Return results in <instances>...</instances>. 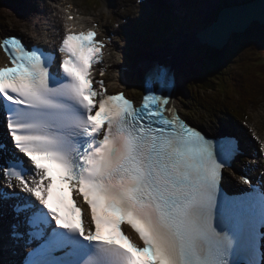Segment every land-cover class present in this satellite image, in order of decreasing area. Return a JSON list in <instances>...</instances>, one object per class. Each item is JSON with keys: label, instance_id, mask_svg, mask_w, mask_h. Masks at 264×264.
Here are the masks:
<instances>
[{"label": "snow or ice", "instance_id": "1", "mask_svg": "<svg viewBox=\"0 0 264 264\" xmlns=\"http://www.w3.org/2000/svg\"><path fill=\"white\" fill-rule=\"evenodd\" d=\"M214 7L217 31H264V0ZM104 46L91 30L66 32L55 51L0 39L10 61L0 67V220L11 217L0 264H264V163L256 181L241 177L242 196L225 195V170L245 155L240 139L191 126L166 107L170 94L147 85L139 107L103 81L96 90ZM154 76L172 83L163 67Z\"/></svg>", "mask_w": 264, "mask_h": 264}, {"label": "rangeland", "instance_id": "2", "mask_svg": "<svg viewBox=\"0 0 264 264\" xmlns=\"http://www.w3.org/2000/svg\"><path fill=\"white\" fill-rule=\"evenodd\" d=\"M34 1V0H33ZM78 4L80 5H86L87 1L86 0H76ZM124 1V0H122ZM130 1V0H129ZM128 1V2H129ZM101 4H102V9L106 12L107 16L109 14L110 8L108 6L107 0H100ZM4 2L0 5V9H4ZM127 7V5L125 6ZM123 7V9L125 8ZM129 8H131V6H129ZM88 10H92L91 7H88ZM4 12L0 10V21L2 22L3 20H7V16H5L3 14ZM184 34H182L181 37H190L188 36V34L191 33V31H183ZM239 33L235 36V39H238V42H246L247 46H242V45H236V43H234V47L236 48V50L239 51V54L234 57V64L235 65H240V67L242 68L243 65L246 62V57L243 54L246 55H251L254 51H255V46H256V42L253 44L251 41V38L253 37L252 35H250V37L248 36V33ZM194 35V34H191ZM179 36V34H176L174 36H170L168 35L167 39H164L162 41H160L158 44H153L150 45L148 47V49L146 50L145 53H150V51L152 49H155L156 47H161V46H165L167 44H169L172 40H174L175 38ZM234 36L232 41L234 40ZM193 37H190L189 41L191 43L190 48V55L189 58L187 59V61H190V64L193 63L195 66L198 67V69H204L206 67H210L212 65L210 57H207V52L205 53V51L201 48L202 45L193 42ZM257 37H254L253 39H256ZM188 41V42H189ZM209 50V49H208ZM144 53V54H145ZM241 57V58H240ZM142 60V58L136 63L138 64L140 61ZM188 67L186 68V70L180 74L181 77V81L184 82L185 81V85H186V89H191L194 88L195 89V94L197 96H199V100H192L190 97H188V94H186V89H185V85H184V89L182 91V105L180 106L181 111L184 113V115L187 118H193L196 122H199L200 124L205 123L208 124L211 122V118L213 116H216L218 113H214V112H210L208 111L205 106L203 107L204 104H207L206 101H204L203 98H200V88L199 86H195L193 83L190 84V82H192V79L190 77V75L187 73ZM183 87V84L182 86ZM254 91H256L257 93H259L260 97L258 98V102H261V108L258 110V112H264V80L261 79L259 82H256L254 85H252ZM134 90H138L137 87H134ZM219 92L216 91H211L208 93H205V95L203 94V96H206V100L211 101L213 98H218ZM220 95H222L220 93ZM198 98V97H197ZM250 102H247V104H249ZM184 105V106H183ZM259 105V104H258ZM254 106V105H253ZM246 107L244 108L245 111ZM255 115V111L253 110L252 107H249L247 110V120H252L253 117ZM192 121V120H191ZM194 122V121H193ZM203 125V124H202Z\"/></svg>", "mask_w": 264, "mask_h": 264}, {"label": "bare ground", "instance_id": "3", "mask_svg": "<svg viewBox=\"0 0 264 264\" xmlns=\"http://www.w3.org/2000/svg\"><path fill=\"white\" fill-rule=\"evenodd\" d=\"M28 9H31L33 11L37 10L35 6L29 3L28 0H23V3H20L18 1L8 3L4 6V9L0 10L9 17L10 22H13V24L15 25H22L28 24V21L31 20V15L28 14ZM130 11L131 9L128 10V12ZM115 13H117V15H122L124 12L116 11ZM1 32L2 34H8V29H6L5 27H1L0 33ZM2 34L0 35V37L2 36ZM169 35L174 36L176 34L170 32ZM189 39L190 37H177L174 39V41L171 42V44L165 45L163 48H155L150 52V54L142 57V60L138 64L128 66L126 68L125 75L129 78V80L132 76L144 77L147 72L145 71V68L151 67L158 61L166 63L168 65H174V68L178 71V73L182 72L187 66V59L189 58L191 51L190 43H188ZM130 84L131 83H129V87L131 86ZM131 94L133 95L136 93L131 91ZM181 95L182 87L180 86L179 96L175 101V104L178 107H180L183 103ZM135 98H141V96ZM189 119L194 121L192 122L193 124L204 128L206 127L210 132H215L219 129V126L216 124H204L203 126L199 122H196L193 118ZM251 128L254 131L253 141L261 142V140L264 138V134L262 132V129L264 128V114L262 112H259L256 115V117L254 118V122L251 123ZM257 165L258 161H256L254 168H256ZM0 223H3V221H0Z\"/></svg>", "mask_w": 264, "mask_h": 264}, {"label": "trees", "instance_id": "4", "mask_svg": "<svg viewBox=\"0 0 264 264\" xmlns=\"http://www.w3.org/2000/svg\"><path fill=\"white\" fill-rule=\"evenodd\" d=\"M208 56L214 61H221L222 57L230 56V60L227 59L224 64L221 65V68L224 69L227 67L235 66L234 63H232V55H229L227 52L223 51H217V52H210L208 53ZM234 57V56H233ZM238 57V56H237ZM244 72L240 69V76L228 74L223 79V83L228 87V84H230L231 81H234L236 85H240L242 82L246 81L247 78H257L258 80L263 79L264 80V38L262 41L259 42V44H256L255 51L253 52L252 56L249 60H246L245 64L243 65ZM220 69V68H219ZM202 71L200 69H196V66L191 69V75L193 77V81L196 85L199 87L203 86L207 90L208 89H216V84L214 82H210V79L212 78L213 69ZM221 70V69H220ZM227 82V84H226ZM244 96L252 97V94H245Z\"/></svg>", "mask_w": 264, "mask_h": 264}, {"label": "water", "instance_id": "5", "mask_svg": "<svg viewBox=\"0 0 264 264\" xmlns=\"http://www.w3.org/2000/svg\"><path fill=\"white\" fill-rule=\"evenodd\" d=\"M261 0L255 1L253 3L259 4ZM215 22L211 25L208 26L206 29L201 31L198 35V42L201 44H209L211 46H215L218 48H221L224 46L226 43L229 42L230 38L232 37V34L235 32H245L247 30V27H243L240 29H233V30H220L217 31L214 29L213 25Z\"/></svg>", "mask_w": 264, "mask_h": 264}]
</instances>
